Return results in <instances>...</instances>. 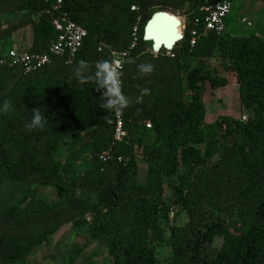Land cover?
<instances>
[{
	"label": "trees",
	"instance_id": "16d2710c",
	"mask_svg": "<svg viewBox=\"0 0 264 264\" xmlns=\"http://www.w3.org/2000/svg\"><path fill=\"white\" fill-rule=\"evenodd\" d=\"M217 1L0 0V57L25 25L29 52L47 49L59 33L53 21L64 16L87 30L71 62L53 57L26 74L0 63V264H25L66 223L100 240L108 264H264V34L206 30L201 6ZM183 6V38L154 52L143 39L146 21L157 9ZM135 26L121 76L131 101L122 116L127 135L114 142L115 116L74 71L80 60L91 72L98 60L111 61L112 49L129 47ZM212 58L229 63L240 106L250 111L223 120L216 136L203 125L202 93L227 79L208 67ZM144 63L154 71L141 74ZM34 108L47 119L43 131L25 128ZM49 186L55 197H39ZM173 207L186 224H168ZM81 250L73 245L63 264H75Z\"/></svg>",
	"mask_w": 264,
	"mask_h": 264
},
{
	"label": "rangeland",
	"instance_id": "374dc122",
	"mask_svg": "<svg viewBox=\"0 0 264 264\" xmlns=\"http://www.w3.org/2000/svg\"><path fill=\"white\" fill-rule=\"evenodd\" d=\"M186 6L177 10L168 8L166 10L175 13L181 20L180 29L183 31L186 23ZM225 28L235 35H247L251 33L264 34V2L261 0H231V10L225 19ZM229 63L222 58H212L208 67L216 70V74L227 79V83L219 88H212L206 83L202 93L205 103L206 116L203 125L212 134L219 135L223 131V120L239 119L244 120L250 113L249 110L240 106L238 99L236 75L229 70ZM62 148L58 153H62ZM139 165V181L145 179V165L137 154ZM87 165L86 162L82 166ZM37 194L42 199L55 197L53 187H41L37 189ZM170 190L165 188V195H169ZM171 222L168 224H186V214L172 208ZM221 239L215 240V245L219 246ZM73 245L81 246L80 256L75 264H82L88 261L90 264H108L107 250L100 240H91L84 227L75 228L70 223L64 224L56 233L36 247L27 257L25 264H63L65 258ZM162 254H164L162 252Z\"/></svg>",
	"mask_w": 264,
	"mask_h": 264
},
{
	"label": "built area",
	"instance_id": "2783aa9c",
	"mask_svg": "<svg viewBox=\"0 0 264 264\" xmlns=\"http://www.w3.org/2000/svg\"><path fill=\"white\" fill-rule=\"evenodd\" d=\"M135 8V6H131V9ZM201 10L205 13V29L222 32L225 29V19L231 10V0H218L214 4H204L201 6ZM53 22L59 33L49 42L44 52H29L11 47L0 57V63L9 67H19L26 74L49 64L53 57H60L67 62H71L78 49L82 46L83 40L87 36V30L66 16H64L62 22L58 20H54ZM195 22H198V20L196 19ZM136 32L137 27L135 26L133 28L132 41L127 49H112L110 51L111 61H116L120 65L122 73L128 51L136 44ZM192 34H195L194 30H192ZM191 43H194V39L191 40ZM102 47L103 44L99 43L97 49L102 50ZM146 126L148 127L150 124L147 123ZM126 135L127 131L124 128L123 118L115 117L114 142L122 141ZM100 156L105 158L107 152L101 153Z\"/></svg>",
	"mask_w": 264,
	"mask_h": 264
},
{
	"label": "clouds",
	"instance_id": "9594fccd",
	"mask_svg": "<svg viewBox=\"0 0 264 264\" xmlns=\"http://www.w3.org/2000/svg\"><path fill=\"white\" fill-rule=\"evenodd\" d=\"M128 63L135 61L129 59ZM138 70L143 75H148L154 71V65L151 63H144L138 65ZM74 76L80 84L94 83L96 91L101 93L103 103L102 109H106L107 113L113 114L115 117L120 118L123 116L125 109L131 105L129 98L123 93V81L121 79L122 72L120 65L116 61L98 60L95 63V71L91 72L87 61L80 60L74 71ZM148 92L147 89L142 90L141 96L137 97L136 102H142L143 96ZM9 102H4V111L9 110ZM109 122H111L109 120ZM47 119L45 115L41 114L38 108H34L32 119L25 124L28 131L40 130L43 131Z\"/></svg>",
	"mask_w": 264,
	"mask_h": 264
},
{
	"label": "water",
	"instance_id": "95a60500",
	"mask_svg": "<svg viewBox=\"0 0 264 264\" xmlns=\"http://www.w3.org/2000/svg\"><path fill=\"white\" fill-rule=\"evenodd\" d=\"M180 25L181 20L175 13L157 9L146 21L143 39L152 42L154 52L162 48L170 51L183 38V31L179 30Z\"/></svg>",
	"mask_w": 264,
	"mask_h": 264
},
{
	"label": "crops",
	"instance_id": "0c3cea01",
	"mask_svg": "<svg viewBox=\"0 0 264 264\" xmlns=\"http://www.w3.org/2000/svg\"><path fill=\"white\" fill-rule=\"evenodd\" d=\"M32 41V27L29 24L16 29L8 39V44L9 46L15 47L17 49L27 50L31 47Z\"/></svg>",
	"mask_w": 264,
	"mask_h": 264
},
{
	"label": "bare ground",
	"instance_id": "6f19581e",
	"mask_svg": "<svg viewBox=\"0 0 264 264\" xmlns=\"http://www.w3.org/2000/svg\"><path fill=\"white\" fill-rule=\"evenodd\" d=\"M180 27V26H179ZM179 30L181 31V29L179 28Z\"/></svg>",
	"mask_w": 264,
	"mask_h": 264
}]
</instances>
